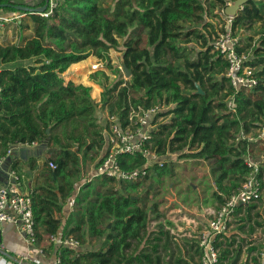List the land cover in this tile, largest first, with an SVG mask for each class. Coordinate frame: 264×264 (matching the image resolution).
I'll return each instance as SVG.
<instances>
[{
  "label": "trees",
  "instance_id": "trees-1",
  "mask_svg": "<svg viewBox=\"0 0 264 264\" xmlns=\"http://www.w3.org/2000/svg\"><path fill=\"white\" fill-rule=\"evenodd\" d=\"M227 1L63 0L51 17L30 14L25 27L31 28L33 35L22 44L0 43V64L34 60L30 65L20 63L0 70V156L35 141L61 147L49 156L57 164L55 169L39 168L35 158L28 160L33 171L39 170L33 192L38 240L60 234L61 229L63 235L74 236L81 244L88 238L103 240L97 251L77 252L62 246L64 264H161L158 247H170L169 231H150L146 206L138 204L127 189L136 188L139 182L95 176L94 193L84 209L74 208L63 223L64 209L80 181L79 156L73 148L81 150L89 135L93 139L85 153L96 146L103 150L105 143L92 86L63 77L72 64L92 54L112 69L110 50L123 48V60L132 73L128 80L113 82L105 69L91 74V81L103 88L100 102L110 113L125 117L131 106L172 105L170 121L160 124L153 136L152 150L157 155L167 148L175 151L196 145L188 156L209 159L217 185L227 195L249 174L251 168L245 160L254 142L241 133L264 127V27L257 42L251 35L245 37V47L239 32L264 23V0H249L233 19L232 32L240 36L237 50L250 51L247 64L258 80L253 88L239 89L227 75L229 62L215 49L225 26L214 30L217 36L212 41L207 31L213 24L206 17L221 15ZM0 4L5 5L0 10L6 12H20L11 5L30 6L15 0H0ZM192 41L196 44L190 46ZM118 72L123 74L120 68L114 74ZM197 84L204 93L196 92ZM60 125L63 136L53 132ZM80 126L83 133L75 135ZM260 138L264 140V136ZM118 160L125 170L146 163L142 154H120ZM18 165L15 160L12 166ZM259 166L264 184V166ZM160 168L157 163L153 166L154 170ZM81 200L84 198L78 194L76 205ZM223 237L229 236H218L216 246L221 249L222 264H226L232 251L223 245L232 246L235 240L220 241ZM128 249H133L129 255ZM236 261L237 255L227 264Z\"/></svg>",
  "mask_w": 264,
  "mask_h": 264
},
{
  "label": "rangeland",
  "instance_id": "rangeland-1",
  "mask_svg": "<svg viewBox=\"0 0 264 264\" xmlns=\"http://www.w3.org/2000/svg\"><path fill=\"white\" fill-rule=\"evenodd\" d=\"M33 2V0H31ZM219 12V10H218ZM221 12V11H220ZM207 21H211L213 26L208 27L211 34V41L215 39L217 33L214 30L220 31L225 25L224 17L221 15L211 14L206 17ZM264 27V23H256L253 28L244 33L239 32L242 38V44L245 47V37L251 35L254 37V42L260 36V32ZM27 33H30L28 31ZM143 38L146 39V34L144 33ZM121 41H124L121 39ZM193 41L189 43L193 46ZM197 49L199 48L196 45ZM247 48V47H246ZM112 69L106 68V63L101 61L96 55L92 54L89 58L82 61V68L78 71L79 73V83L92 86V97L96 103V115L100 116L102 114L107 115L108 106L104 107L101 101L103 88L91 81V74L95 71L105 69L110 75V81H117L119 79L128 80V77L124 71L123 65V48L122 49H111L110 52ZM34 61V60H33ZM173 61H176L175 59ZM100 63L99 69L94 70L92 68L93 63ZM120 68L123 72L116 73L115 69ZM124 84L121 85V87ZM197 92V91H196ZM100 94V99L96 101ZM107 109V110H106ZM171 104H164L163 106V119L165 123L170 121L172 113ZM116 113V112H114ZM103 125L104 119L101 120ZM104 126V125H103ZM63 126H59L53 132L63 136ZM83 133V129L80 126L79 130H75V135ZM256 134V135H255ZM259 134V136H258ZM253 135L254 144L250 147L251 155L247 158L257 161L258 164L264 166V140L261 139L262 129H254L251 133L246 134ZM93 137L89 135L83 141L84 146L81 150L78 148H73L74 151L78 153L79 164L77 168L79 169L77 180H84L81 195L84 200H81L78 205H76L75 210L82 211L86 201L94 193V182L91 177L92 171L101 158L102 150L96 146L93 150L84 152L85 148L89 143H92ZM190 148L194 147L186 146L182 150L171 151L169 148L162 151L160 154L154 151L156 162H162L163 166L159 170L152 169L150 174L143 179H140L138 186L136 188L128 187L127 189L134 195L138 204L146 206L147 211L150 216V228L154 231H169L170 234V252L174 254L181 249L185 251L183 247H189V242L193 243L196 247L198 243L199 234L197 233V238L194 237L195 230H203L206 227V220L212 215V210H216L228 196L224 193L217 185V177L213 173V164L206 157H193L188 156V153L193 151ZM91 177V178H90ZM87 181V182H86ZM264 181V177H263ZM226 183V181H225ZM255 205L241 209V211L235 217L236 221H233V226L229 229L230 236L235 240L232 246H227L224 244L223 247H234V249L240 251V256L238 258L237 264L244 263L245 254L252 248L264 247V192L262 196L251 203ZM72 218V217H71ZM73 219V218H72ZM232 224V223H231ZM192 227V228H191ZM193 229V230H192ZM197 232V231H196ZM227 232V233H228ZM200 233V232H199ZM220 241H226V238H220ZM91 241L90 238L87 239L85 247L86 251L97 250L103 246V240L101 241ZM189 241V242H188ZM198 245V244H197ZM257 251H253L249 254V262L247 264L253 263V257L256 256ZM235 253L231 257H234ZM163 257L170 259L166 253H163ZM228 259L226 262H229Z\"/></svg>",
  "mask_w": 264,
  "mask_h": 264
},
{
  "label": "built area",
  "instance_id": "built-area-1",
  "mask_svg": "<svg viewBox=\"0 0 264 264\" xmlns=\"http://www.w3.org/2000/svg\"><path fill=\"white\" fill-rule=\"evenodd\" d=\"M63 0H15L17 3H27L32 7L44 8V10L29 12H14L4 14L0 12V30L5 29L11 23H17L28 14H39L42 17H51ZM235 0H228L226 6L221 9V14L225 20V32H221L216 39L215 49L219 51L229 62L227 75L230 77L232 85L239 88H253L258 80L254 75V69L247 64L250 57V51L240 53L237 47L240 45V36L232 32L234 16L225 12L227 6ZM100 63H93V71L99 69ZM164 104H154L150 107L131 106L125 117L118 113H110L104 116L105 127V154L96 166V176L111 177L117 182L133 181L147 177L153 166L157 163L163 166L162 162H156L154 150H152L153 136L163 119ZM244 138L253 140V135ZM264 136V127L262 135ZM38 142L17 145L8 150L6 155L0 156V222L12 224L17 231L24 236L30 245H35L38 241L35 227V217L33 211V192L28 186V177L25 170L15 168L12 164L4 170V165L8 156L14 157V152L20 146H35ZM15 149V150H14ZM120 154H142L146 158V163L132 170H125L118 157ZM247 165L251 168L245 180L239 188L231 193L222 203V205L212 212L208 219L207 228L199 235V245L202 248V264H222L219 248L216 246L218 236L224 235L230 229L233 216L238 207H246L257 201L264 192V184L259 178L260 166L257 161L246 158ZM52 168H56L54 161H49ZM76 199L69 201L70 209L75 207ZM51 242L60 246L78 249L80 241L74 236H65L63 234H52L49 236ZM0 249H4L2 246ZM40 252H43L41 249ZM263 261L258 264H264ZM29 255H19L17 258L6 259L2 264H27ZM58 264H64L59 257Z\"/></svg>",
  "mask_w": 264,
  "mask_h": 264
},
{
  "label": "crops",
  "instance_id": "crops-1",
  "mask_svg": "<svg viewBox=\"0 0 264 264\" xmlns=\"http://www.w3.org/2000/svg\"><path fill=\"white\" fill-rule=\"evenodd\" d=\"M40 2L42 3V0H37V3H35V4L40 5L41 4ZM32 4H33V2H31V5ZM0 12H2L4 14L14 13L13 11L6 12L3 10H0ZM29 17H30V14L24 16L17 23H11V24L7 25L5 29H1L0 30V43L3 45H8V44H18L19 45V44H22L27 37L32 36L33 35L32 29L25 27V24L29 21ZM28 31H30V33H27ZM20 63L30 65L33 63V59L25 60V61H19V62L1 63L0 64V70L3 68H13L15 65L20 64ZM82 64H83L82 61L72 64L68 68V70L63 73V77L67 81L72 80V81L80 84L78 71L82 68ZM94 85H95V83H94ZM98 96H99L98 98L96 97V101H98V99H100V94ZM98 102H100V101H98ZM104 116H105V113L99 116V120H98L99 123H102L101 120L104 119ZM104 130H105V127H104ZM104 134H105V131H104ZM49 148H52V147L47 146V148L45 150H43V145H40V144L35 145V146H20L14 152V157H13L11 164L13 165L14 161L18 160L19 165L17 168L25 170L27 172L28 186L32 190H34L35 180L39 174V170L36 169L35 171H33L29 167L28 160H29V158H35L37 166L39 168L40 167H48L51 169H55L49 165V161H54V160L49 159V156L51 154H53V153L48 152ZM102 151H103L102 153L105 154V151H106L105 143H104ZM97 164H98V162L96 163V165L92 171V175H91L92 178L93 177L95 178V176H96L95 171H96ZM84 180H86V179L80 180L77 183L76 189H75V194L73 195L72 198L76 199V196L78 194H81L83 182L85 184ZM138 181H136V182H138ZM120 182H122V181H120ZM131 182H133V181H131ZM236 190H233L231 193H233ZM69 201H70V199H69ZM69 201H68L66 208L64 209V214H63V223L64 224H66V221L69 219L70 215L74 211V208L76 207V204H75V207L71 210L70 206H69ZM250 205H248V206L250 207ZM248 206H246V207H248ZM246 207H238L237 208V210L238 209L239 210L238 211L236 210V212L233 216L231 227L234 224L233 221H236L235 217L237 216V214L241 211V209L246 208ZM213 211L214 210H212L211 212H213ZM210 217H211V215L209 216V218ZM207 223H208V219L206 220V227H205L204 231L207 228ZM149 230L153 231V233L156 232V231L152 230L151 228H149ZM193 232H194V237L197 238V236H196L197 233L200 235V233H202L203 230H195ZM60 234H63V229H61ZM158 235H160V234L158 233ZM224 235L229 236L226 239V241L227 240H229V241L233 240V238L230 236L229 232L225 233ZM91 241H93V239H91ZM94 241H97V240L95 239ZM197 242H198L197 243L198 245L196 244V247H194L195 245L193 243L189 242L188 243L189 247H183L185 249V251H182L180 249L178 251V255H177V252L175 254L173 252H170L171 248H169V247H158L157 256H159L161 258V264H202V248L199 245V238H198ZM1 246L4 249H0V264L4 263V260H3L4 258L13 259V258H17L19 255H29V258L27 260V264H58L57 260L59 257L61 258V252H62V246H60L54 242H51L49 237H45V239H43V240H38L35 245H30L27 242V240L24 238V236H22L12 224L6 223V222H0V247ZM84 247H85V243L81 244L80 247L78 248L77 252H83ZM140 248L141 247H138L137 249H140ZM142 248L144 250H149V251L151 250L150 248H146V247H142ZM224 248H226V247H224ZM41 249L43 250V252H40ZM99 249H97V250H99ZM229 249L232 251L230 256H232V254L235 253V256L230 258L231 261L237 255V261H236V264H237L241 249L239 248L238 250H236V249H234V247H230ZM220 250L221 249H219V252L221 255ZM90 251H93V250H90ZM253 251H257V253H256V256L253 257L254 262L251 264H258V263H261L263 261L262 253L264 252V247L263 248L261 247L260 250H259V248L252 247L247 251V254H245V257H244L245 261L243 264H247L250 261L248 259L249 258L248 252L251 253ZM84 252H87V251L84 249ZM132 252H133V249H128L126 251L127 255L131 254ZM163 253L164 254L166 253V255H168L170 257V259L164 258ZM154 256L155 255L153 254V258H154ZM255 259H257V260L255 261ZM226 261H225V263L227 264ZM121 264H128V263L123 262ZM129 264H131V263H129ZM152 264H156V262L154 261Z\"/></svg>",
  "mask_w": 264,
  "mask_h": 264
},
{
  "label": "water",
  "instance_id": "water-1",
  "mask_svg": "<svg viewBox=\"0 0 264 264\" xmlns=\"http://www.w3.org/2000/svg\"><path fill=\"white\" fill-rule=\"evenodd\" d=\"M249 0H235L231 5L227 6L225 9L226 14L231 15V16H235L236 13L238 12V10L240 8H242V6H244V4H246ZM5 5L0 4V8L4 7ZM14 6L17 10L19 11H24V12H29V13H33L34 11H40V10H44V8H39V7H32V6H28V5H22V4H17V5H11ZM124 65V71L125 74L128 77H131L132 73L130 71V69L126 66L125 61L123 62ZM197 93H204L203 89L201 88V86L199 84H197ZM1 90V89H0ZM47 148V145H43V150H45ZM61 149L60 146H56V147H52L48 149L49 153H54L56 150ZM13 160L12 156H8L6 159V163L4 165V170H6L7 168H9L11 162ZM1 172V170H0ZM0 180H3V177L0 175Z\"/></svg>",
  "mask_w": 264,
  "mask_h": 264
}]
</instances>
